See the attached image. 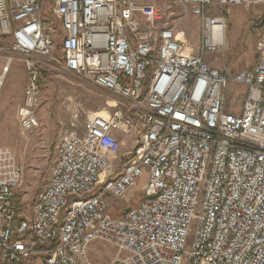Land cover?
<instances>
[{"label": "built area", "instance_id": "built-area-1", "mask_svg": "<svg viewBox=\"0 0 264 264\" xmlns=\"http://www.w3.org/2000/svg\"><path fill=\"white\" fill-rule=\"evenodd\" d=\"M45 1L0 0V83L15 60L27 76L20 130L39 127L40 59L55 36L63 68L119 101L68 120L28 215L14 203L23 170L0 146V264H99L95 241L116 250L109 264H264V32L252 68L228 76L206 60L226 45L215 8L264 0H51L53 25ZM173 6L196 17L195 47ZM229 81L245 88L239 113L223 110ZM133 127L138 141L120 153L116 133ZM143 179L137 205L115 203L113 216L111 199L128 204Z\"/></svg>", "mask_w": 264, "mask_h": 264}, {"label": "rangeland", "instance_id": "rangeland-1", "mask_svg": "<svg viewBox=\"0 0 264 264\" xmlns=\"http://www.w3.org/2000/svg\"><path fill=\"white\" fill-rule=\"evenodd\" d=\"M136 1L140 4H153L161 8L172 3V0ZM45 2L42 10L43 16L48 19L50 25H53L54 20L50 13L51 0ZM260 5L264 7V2ZM250 7L225 5L215 8L217 13L222 12L226 18V45L218 53H206V60L211 67L217 68L228 76L234 75L240 69L252 68L256 64L257 37L255 35L259 34L262 28L260 26L255 28L253 24L246 25L250 18ZM173 8L176 30L182 31L184 39L195 47L199 39L197 19L175 6ZM226 9L227 15L225 14ZM54 41L55 46L51 55L40 59L43 90L36 109L39 120L38 128L22 132L17 122V110L26 83V81L24 83L21 81L24 69L21 61H13L10 71L3 76L0 83V146L9 147L14 152L23 170L22 184L16 190L14 201L17 214L21 216L28 215L38 191L48 180L50 168L56 158V146L61 133L77 109L101 114L111 111L114 103L119 101V98L108 90L66 71L62 66L60 40L55 36ZM188 49L191 53L195 52L193 47ZM244 95L245 88L242 85L229 81L222 93L223 110L236 113L241 107ZM78 118H81L80 115ZM133 123L136 125L134 118ZM117 136L120 137V153L132 148L139 138L137 127L131 128L127 133L119 132ZM145 180H141L129 191L128 204L121 202L124 201L123 199H111L113 216H119L123 209L137 205L141 199L140 193L146 184ZM115 203L117 206L121 205L123 209L118 210ZM115 253L116 250L113 247L101 241L91 244L90 257L99 264H109ZM37 264H42L41 258L38 259Z\"/></svg>", "mask_w": 264, "mask_h": 264}, {"label": "crops", "instance_id": "crops-1", "mask_svg": "<svg viewBox=\"0 0 264 264\" xmlns=\"http://www.w3.org/2000/svg\"><path fill=\"white\" fill-rule=\"evenodd\" d=\"M226 6H228V5H226ZM233 6H236V5H233ZM237 6H239V7H243V6H241V5H237ZM220 7H222V6H220ZM251 9H250V18H249V22L247 21L246 22V25H248V24H253L254 25V27L256 28L257 26L259 27L260 25H261V22L264 20V18L262 19V17H263V9H264V7L263 6H252V7H250ZM224 9V8H223ZM218 12V11H217ZM216 11H215V13H217ZM227 13H228V11H227V9H226V12H225V14L227 15ZM217 14H220L223 18H224V21H225V15L222 13V12H219V13H217ZM191 15V14H190ZM196 18V17H195ZM228 25H229V22H228ZM225 28H226V21H225ZM262 29L260 30V32H259V34L257 35H255V37H257L256 39H258L262 34H263V32H264V24H263V26L261 27ZM255 56H256V59H255V63H256V61H257V55L255 54ZM13 63V62H12ZM15 68H16V71H17V65L15 66ZM10 69H11V65H10V68H9V70H8V72L10 71ZM241 70V69H240ZM7 72V73H8ZM6 73V74H7ZM17 75V74H16ZM21 81H22V83H24L25 81H26V74H25V72H24V69H23V72H22V78H21ZM24 90V89H23ZM21 93V92H20ZM21 95V94H20ZM22 99H23V92H22ZM22 101V100H21ZM239 111H240V109L236 112V113H239ZM117 134V133H116ZM122 153H124V152H122ZM42 187V186H41ZM33 264H37V263H33Z\"/></svg>", "mask_w": 264, "mask_h": 264}, {"label": "water", "instance_id": "water-1", "mask_svg": "<svg viewBox=\"0 0 264 264\" xmlns=\"http://www.w3.org/2000/svg\"><path fill=\"white\" fill-rule=\"evenodd\" d=\"M264 21V20H263ZM263 21L261 22V24L263 23ZM48 256L46 255L45 258H47ZM42 264H46L45 260H43Z\"/></svg>", "mask_w": 264, "mask_h": 264}, {"label": "flooded vegetation", "instance_id": "flooded-vegetation-1", "mask_svg": "<svg viewBox=\"0 0 264 264\" xmlns=\"http://www.w3.org/2000/svg\"><path fill=\"white\" fill-rule=\"evenodd\" d=\"M263 24H264V21H263V23L260 25V27H262V26H263Z\"/></svg>", "mask_w": 264, "mask_h": 264}, {"label": "trees", "instance_id": "trees-1", "mask_svg": "<svg viewBox=\"0 0 264 264\" xmlns=\"http://www.w3.org/2000/svg\"><path fill=\"white\" fill-rule=\"evenodd\" d=\"M111 213H112V211H111Z\"/></svg>", "mask_w": 264, "mask_h": 264}]
</instances>
